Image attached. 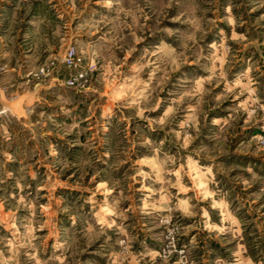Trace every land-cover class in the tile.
I'll use <instances>...</instances> for the list:
<instances>
[{
  "label": "clouds",
  "instance_id": "1",
  "mask_svg": "<svg viewBox=\"0 0 264 264\" xmlns=\"http://www.w3.org/2000/svg\"><path fill=\"white\" fill-rule=\"evenodd\" d=\"M218 5L0 2V264H264L240 215L264 175L225 159L264 158L241 135L264 133V71L238 66L260 43Z\"/></svg>",
  "mask_w": 264,
  "mask_h": 264
},
{
  "label": "rangeland",
  "instance_id": "2",
  "mask_svg": "<svg viewBox=\"0 0 264 264\" xmlns=\"http://www.w3.org/2000/svg\"><path fill=\"white\" fill-rule=\"evenodd\" d=\"M0 2H3V0H0ZM57 0H53V5H55ZM233 2L237 5H244L243 7H237L234 9L238 14L243 13L245 16V19L249 20V24L246 25V28H250L251 34L253 38L258 39L260 43L259 51L256 50V48H250L246 52L241 53V63L238 65L240 67H243L244 64L242 61L247 56H253V53L255 55L253 56L254 60H260L261 63V70L264 71V59H261V54H264V20H260L259 17L261 15H264V9H260L257 12H250L249 7V0H233ZM227 4V0H219V14L221 18L224 15V7ZM91 7H98L97 5L93 4ZM53 12L56 11V8L53 7ZM10 16V13H4L3 19V27H7L8 19L7 17ZM220 27L228 30V25L225 22L220 23ZM244 29H240V31H243ZM189 71L192 69L189 68ZM257 77L261 81V84L264 85V76H260L259 73H256ZM262 92H264V87H262ZM77 104L78 107L76 109V114H80L81 112H84L87 114V108L85 106V101L82 97H77ZM233 101L228 100L225 102V105H222L220 107H216L214 111L210 112V116H222L224 115L223 107H225L228 104H231ZM88 106H91V102H88ZM135 134V133H133ZM254 134H261L258 128L256 129H242L241 135L242 136H249ZM235 143V141H233ZM225 159H239L242 161H248L252 160L255 168L258 172H260L262 175H264V158H256L251 156H244L239 155L235 152L231 154L230 157H225ZM59 191L68 192L67 189H58ZM259 188L258 186L254 185L252 188L248 190L247 194H251L253 192H258ZM240 193V189L236 188L233 192V196L236 197L237 194ZM244 194V195H247ZM253 200H255V203H249L246 204L240 211V215L242 218L246 220V238L249 245V250L253 255H256L257 253L264 254V195H261L260 198L257 200L255 196L252 197ZM236 203L239 204V200H236ZM213 246L223 250L225 248V245L219 244L218 242L213 241ZM201 247H203V244H201Z\"/></svg>",
  "mask_w": 264,
  "mask_h": 264
},
{
  "label": "built area",
  "instance_id": "3",
  "mask_svg": "<svg viewBox=\"0 0 264 264\" xmlns=\"http://www.w3.org/2000/svg\"><path fill=\"white\" fill-rule=\"evenodd\" d=\"M263 135H264V133H263Z\"/></svg>",
  "mask_w": 264,
  "mask_h": 264
}]
</instances>
